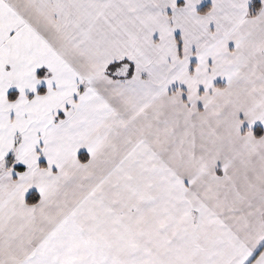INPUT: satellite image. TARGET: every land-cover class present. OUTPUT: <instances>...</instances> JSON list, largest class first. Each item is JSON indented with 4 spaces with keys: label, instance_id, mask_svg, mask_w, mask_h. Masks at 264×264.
Listing matches in <instances>:
<instances>
[{
    "label": "snow or ice",
    "instance_id": "obj_1",
    "mask_svg": "<svg viewBox=\"0 0 264 264\" xmlns=\"http://www.w3.org/2000/svg\"><path fill=\"white\" fill-rule=\"evenodd\" d=\"M0 264H264V0H0Z\"/></svg>",
    "mask_w": 264,
    "mask_h": 264
}]
</instances>
